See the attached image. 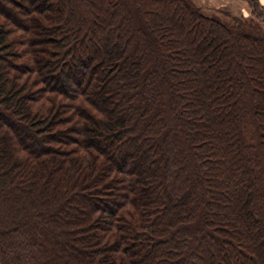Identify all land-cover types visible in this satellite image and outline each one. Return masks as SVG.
Listing matches in <instances>:
<instances>
[{
  "label": "trees",
  "instance_id": "obj_1",
  "mask_svg": "<svg viewBox=\"0 0 264 264\" xmlns=\"http://www.w3.org/2000/svg\"><path fill=\"white\" fill-rule=\"evenodd\" d=\"M248 1L0 0V264H264Z\"/></svg>",
  "mask_w": 264,
  "mask_h": 264
},
{
  "label": "crops",
  "instance_id": "obj_2",
  "mask_svg": "<svg viewBox=\"0 0 264 264\" xmlns=\"http://www.w3.org/2000/svg\"><path fill=\"white\" fill-rule=\"evenodd\" d=\"M192 1L196 3L197 6L201 7L203 12L207 15H212V12L214 11V9H218L221 7H225V10L229 12L233 11V9H236V8L241 11L244 8V6L240 4L242 3V0H192ZM203 3H205V7L203 6ZM241 12H243L242 15H240L239 13H237L239 15L235 13L234 14L237 16H245V17L249 16L248 12L245 13L243 10Z\"/></svg>",
  "mask_w": 264,
  "mask_h": 264
},
{
  "label": "rangeland",
  "instance_id": "obj_3",
  "mask_svg": "<svg viewBox=\"0 0 264 264\" xmlns=\"http://www.w3.org/2000/svg\"><path fill=\"white\" fill-rule=\"evenodd\" d=\"M260 1V6L262 7V9H263V12H264V0H259ZM247 2V3H246ZM202 4V3H201ZM240 4H242V6H244V8L242 9L245 13L246 12H248V14H249V16H247V17H251V11H252V9H251V6H250V4H249V1L247 0V1H245V0H242V3H240ZM248 5H249V7H248ZM203 6L205 7V3H203ZM202 9V8H201ZM241 10V11H242ZM203 11V10H202ZM207 11V10H206ZM239 9H233V11H231V12H229V11H227V10H225V7H221V8H218V9H214V11L212 12V15H210V16H212V17H216V18H219V19H221L222 21H227V22H230V21H232V19H231V17L230 16H237V15H242L243 14V12H241ZM237 14V13H239V14H237V15H235V14ZM229 14V16H226V15H228ZM245 17V16H244ZM62 243V242H61Z\"/></svg>",
  "mask_w": 264,
  "mask_h": 264
}]
</instances>
